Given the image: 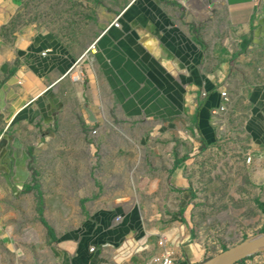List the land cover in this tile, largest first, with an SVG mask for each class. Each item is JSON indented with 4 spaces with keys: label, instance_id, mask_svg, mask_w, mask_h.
I'll return each instance as SVG.
<instances>
[{
    "label": "crops",
    "instance_id": "0c3cea01",
    "mask_svg": "<svg viewBox=\"0 0 264 264\" xmlns=\"http://www.w3.org/2000/svg\"><path fill=\"white\" fill-rule=\"evenodd\" d=\"M26 1L0 0V264H143L160 235L205 262L196 156H264V0H28L16 25Z\"/></svg>",
    "mask_w": 264,
    "mask_h": 264
},
{
    "label": "rangeland",
    "instance_id": "374dc122",
    "mask_svg": "<svg viewBox=\"0 0 264 264\" xmlns=\"http://www.w3.org/2000/svg\"><path fill=\"white\" fill-rule=\"evenodd\" d=\"M60 3L57 0L53 9L58 16ZM28 4L27 0L16 25H29L38 19L39 11H44L38 5L35 12ZM239 137H226L214 150L200 152L193 163L191 183L196 200L192 217L194 231L205 248L203 261L264 232V213L257 205V200L264 198V185L253 181V174L263 170L258 161L264 156L253 152ZM233 264H264V248Z\"/></svg>",
    "mask_w": 264,
    "mask_h": 264
},
{
    "label": "water",
    "instance_id": "95a60500",
    "mask_svg": "<svg viewBox=\"0 0 264 264\" xmlns=\"http://www.w3.org/2000/svg\"><path fill=\"white\" fill-rule=\"evenodd\" d=\"M262 248H264V232L250 236L248 239L226 249L223 252H220L201 264H214L225 254H227V258L222 264H233L236 261L257 252Z\"/></svg>",
    "mask_w": 264,
    "mask_h": 264
},
{
    "label": "built area",
    "instance_id": "2783aa9c",
    "mask_svg": "<svg viewBox=\"0 0 264 264\" xmlns=\"http://www.w3.org/2000/svg\"><path fill=\"white\" fill-rule=\"evenodd\" d=\"M73 79L75 81L81 80V73L77 72L76 70L73 72ZM223 97V104L220 108L221 111L226 109L227 104L229 103V99L227 98V93H221ZM216 114V112H212ZM98 131L93 130L92 135H97ZM1 141V137H0ZM157 249L158 251L154 253L149 260H146L143 264H175L174 259V252L172 247L170 246L168 239L165 235H160L158 242H157Z\"/></svg>",
    "mask_w": 264,
    "mask_h": 264
},
{
    "label": "bare ground",
    "instance_id": "6f19581e",
    "mask_svg": "<svg viewBox=\"0 0 264 264\" xmlns=\"http://www.w3.org/2000/svg\"><path fill=\"white\" fill-rule=\"evenodd\" d=\"M227 258V254L220 257L214 264H222Z\"/></svg>",
    "mask_w": 264,
    "mask_h": 264
},
{
    "label": "trees",
    "instance_id": "16d2710c",
    "mask_svg": "<svg viewBox=\"0 0 264 264\" xmlns=\"http://www.w3.org/2000/svg\"><path fill=\"white\" fill-rule=\"evenodd\" d=\"M257 203L261 207L262 211L264 212V202L257 201Z\"/></svg>",
    "mask_w": 264,
    "mask_h": 264
}]
</instances>
